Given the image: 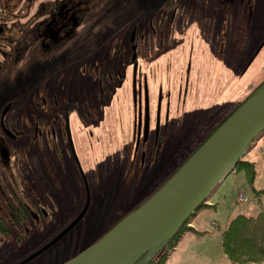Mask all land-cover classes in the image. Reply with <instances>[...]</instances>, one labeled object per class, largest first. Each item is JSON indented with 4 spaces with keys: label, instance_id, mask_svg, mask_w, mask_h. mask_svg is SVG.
Masks as SVG:
<instances>
[{
    "label": "rangeland",
    "instance_id": "rangeland-1",
    "mask_svg": "<svg viewBox=\"0 0 264 264\" xmlns=\"http://www.w3.org/2000/svg\"><path fill=\"white\" fill-rule=\"evenodd\" d=\"M79 16L70 48L55 52L56 58L49 54L47 63L37 62L31 55L19 68L0 71V105L9 104L3 123L25 130L17 142L29 157L37 153L40 175L55 180L57 172L50 169L48 158L51 164L62 163L66 171L64 184H59L66 196L54 198L56 208L52 222L45 225L48 228L38 231L31 226L28 239L16 245L10 239L11 243H1L0 264H16L76 216L86 200L85 185L89 205L82 219L60 241L23 264H60L87 247L160 186L264 83V0H90ZM133 43L140 73L151 74L155 89L163 84L160 118H156L153 101L149 134L136 139L131 99L126 92L128 80L124 79L114 95L111 81L115 68L120 73L128 68ZM150 56L151 63L149 59L146 62ZM189 63L194 75L186 79L190 74L184 69ZM53 66L61 73L55 79L50 74ZM83 68L85 84L84 79L78 81ZM126 72L129 74V69ZM69 83H73L70 91ZM41 95L49 101L33 119L27 111H38L32 100H40ZM53 106L81 111V117L73 113L70 119L71 140L76 146L72 154L83 177L81 182L66 155L68 136L55 134L51 141L41 134L37 142L27 130L37 121L43 127L56 126L57 120L44 113ZM53 140L61 147L54 157V151L45 145ZM263 143L264 130L241 156L257 161L254 184L258 188L264 187ZM260 198L264 204V194ZM218 199L223 202L217 208L202 205L190 215L189 221L201 233L185 229L163 264H233L221 248V229L231 215L254 206L256 200L242 174L233 169L204 202Z\"/></svg>",
    "mask_w": 264,
    "mask_h": 264
},
{
    "label": "flooded vegetation",
    "instance_id": "flooded-vegetation-1",
    "mask_svg": "<svg viewBox=\"0 0 264 264\" xmlns=\"http://www.w3.org/2000/svg\"><path fill=\"white\" fill-rule=\"evenodd\" d=\"M89 1L0 0V71L19 68L27 62L28 57L31 55L36 56L35 59L37 62L43 61L47 63V55H54L55 52H60L62 48L65 50L66 46L70 48V42L75 38L74 35L77 34L76 28L80 24L81 16L79 14L84 11ZM132 40L134 39L132 38ZM150 43L152 44V39ZM130 49L132 54H130L127 64V69L130 72L128 74L126 72L127 69H125L123 73H120L119 69L115 68L111 80L114 82L112 90L114 95L117 89L123 86L124 79L127 78L128 81L126 82L128 84H126V92L131 99L132 117L134 119L132 123L133 137L136 139L137 136L141 137L144 134L147 138L150 130L151 102L153 101L155 102L156 118L157 116L160 118L158 105L163 97V84L160 82L157 88H154L155 81L152 78L150 79L151 74L149 76L148 74H141L139 71L140 64L137 61L138 52L136 44L133 43ZM56 55L52 58H56ZM148 59L151 63L152 57L150 56L145 61L149 62ZM55 62L54 60L53 64ZM57 68L53 66V71L50 73L54 79L61 76V73L57 72ZM83 70L84 68L80 70L82 71L81 73H78L80 76L78 81L84 79L85 84L86 78L84 76L86 74H84ZM184 70L190 74V76H185L186 79L194 75L190 63L185 66ZM70 81L72 82V80ZM72 86L73 83L68 84L69 91L72 90ZM48 99L45 95H41L40 100L38 98L33 99V106L38 111L32 110V112L27 111V113L33 114V119L39 116V110L43 105H47ZM8 108L9 104L7 102L0 105V115H2V119L0 118V245L4 242L6 244L13 242L16 245L20 241L28 239L31 234V226L38 228V231H41L43 228H48L45 225L52 222V218L54 217L52 212L56 208L53 205L54 198L58 199L60 195L66 196V193L62 192L63 190L59 186L60 183L64 184V176L66 175L62 163L56 165L54 160V164H51L48 158L50 169L56 170L57 172L55 180H52V182L48 176L40 175L39 157L37 153H32L29 157L27 151H24L20 143L18 144L17 142L25 130L18 131L16 128L8 127L3 123V119L8 113ZM44 113L49 115V118L57 120V125L55 126L54 124L51 126L49 124L43 127L37 121L33 122L32 130L27 127L28 132L37 142L40 140L39 136L41 134L47 136L51 141L55 134L68 136V140L65 143L66 155L70 160L71 169L74 171L76 178L79 181L82 178L83 181L82 174L76 168L77 161H75V157L72 154V148L76 149V146L74 141L71 140V134L74 132L70 127L71 115L74 113L75 116L81 117V111H73L70 108L67 109L66 106L62 110L60 107L56 108V106H53L52 111ZM11 143L13 147L10 145ZM49 144L46 143L45 145L48 149H51V153L54 151L52 153L54 157L57 155V150H61L60 144H56L54 140L52 144ZM78 162L83 173L85 171L84 166L79 158ZM26 168H31V172L27 173ZM85 177L84 174V179ZM57 180H59L58 184H56ZM52 186H55L56 189L54 190ZM84 192H86L84 195L86 198V185ZM71 220L64 224L52 237L62 230ZM76 224L63 236L72 230ZM63 236L58 240L60 241ZM8 239L12 241L10 242ZM53 244L50 246H53Z\"/></svg>",
    "mask_w": 264,
    "mask_h": 264
},
{
    "label": "water",
    "instance_id": "water-1",
    "mask_svg": "<svg viewBox=\"0 0 264 264\" xmlns=\"http://www.w3.org/2000/svg\"><path fill=\"white\" fill-rule=\"evenodd\" d=\"M263 130L264 83L236 107L146 200L60 264H138L145 253L154 255L208 198ZM86 190L80 212L53 238L16 264H23L47 249L79 221L89 205L87 187Z\"/></svg>",
    "mask_w": 264,
    "mask_h": 264
},
{
    "label": "trees",
    "instance_id": "trees-1",
    "mask_svg": "<svg viewBox=\"0 0 264 264\" xmlns=\"http://www.w3.org/2000/svg\"><path fill=\"white\" fill-rule=\"evenodd\" d=\"M260 86L261 84L256 87L251 93L257 90ZM218 126L219 125H217L211 131V133ZM211 133H209L208 136ZM208 136L206 138H208ZM201 143L197 147H195V149H197L201 145ZM233 170L237 173L239 172L242 174L246 183L250 186L253 192V197L256 201L254 204L253 212H238L230 218L226 227L221 232V248L227 258L231 260L233 264H261L264 263V204L262 203L260 197L261 194H264V188H258L254 184L258 173L257 162L254 160L240 158L233 167ZM150 195L151 193L146 196L141 202L146 200ZM141 202L131 208L129 212L135 209ZM202 205H208V203L202 201L196 209H198ZM189 218L190 216L187 217L181 223L178 229L166 240L163 245L164 247H162L163 250L161 248L156 251V256L153 254L150 255L148 252L145 253L139 260L138 264H163L169 250L174 247L176 241L179 239L185 229L190 230L193 233L200 234L201 231L196 230L195 228L187 224L189 222ZM103 233H101L97 238H99Z\"/></svg>",
    "mask_w": 264,
    "mask_h": 264
},
{
    "label": "crops",
    "instance_id": "crops-1",
    "mask_svg": "<svg viewBox=\"0 0 264 264\" xmlns=\"http://www.w3.org/2000/svg\"><path fill=\"white\" fill-rule=\"evenodd\" d=\"M264 144V143H263ZM260 149H262V147L260 148ZM264 155V154H263ZM255 161V160H254ZM257 162V161H256ZM262 188H264V187H262ZM239 199V198H238ZM221 202H223V200H220V199H218V200H216V201H211V200H208V205H206V207H211V208H217L219 205H221ZM244 211H237V213L238 212H248V213H250V212H253L254 211V206H253V204H252V206H249V207H245L244 209H243ZM246 212V213H247ZM234 214V213H233ZM233 215H231L230 217H229V219H227L225 222H226V225H227V223H228V221L230 220V218L232 217ZM190 222V225L193 227V228H195L196 230H199L197 227H196V225L195 224H193V222H192V220H190L189 221ZM226 225L225 226H223L224 228L226 227ZM224 228H222L221 229V232H222V230L224 229ZM196 234V233H195ZM198 235V234H197ZM220 236H221V233H220ZM264 264V263H263Z\"/></svg>",
    "mask_w": 264,
    "mask_h": 264
},
{
    "label": "built area",
    "instance_id": "built-area-1",
    "mask_svg": "<svg viewBox=\"0 0 264 264\" xmlns=\"http://www.w3.org/2000/svg\"><path fill=\"white\" fill-rule=\"evenodd\" d=\"M238 197H239V198H242V197H243V195H242L241 192H239Z\"/></svg>",
    "mask_w": 264,
    "mask_h": 264
}]
</instances>
